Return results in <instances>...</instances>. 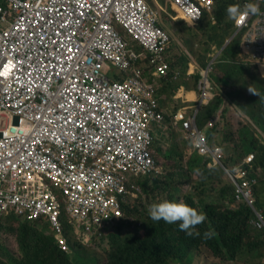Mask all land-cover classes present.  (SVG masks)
<instances>
[{"label":"built area","instance_id":"2783aa9c","mask_svg":"<svg viewBox=\"0 0 264 264\" xmlns=\"http://www.w3.org/2000/svg\"><path fill=\"white\" fill-rule=\"evenodd\" d=\"M172 1L190 18L200 13L191 0ZM262 1L244 0L243 5L253 11ZM37 2L42 9L37 20L17 16L0 28V78L6 79L0 86V119L18 118L0 138V182L8 186V192L0 188V212L9 207L22 212L50 199L48 191L16 198L18 177L35 169L50 177L51 189L69 201L82 222L99 223L101 216L120 214L118 196L137 190L131 173L150 169L149 126L162 118L151 87L143 85L139 95L134 93L141 84L137 72L124 81L104 72L108 64L125 71L138 57L115 26L150 54L153 75L167 72L162 53L168 35L144 0ZM260 15L262 21L245 33L244 43L264 60V13ZM182 126L187 130L192 125L184 120ZM190 134L199 153L213 155L200 133ZM241 191L237 188V198ZM254 225L264 230L261 217Z\"/></svg>","mask_w":264,"mask_h":264},{"label":"clouds","instance_id":"9594fccd","mask_svg":"<svg viewBox=\"0 0 264 264\" xmlns=\"http://www.w3.org/2000/svg\"><path fill=\"white\" fill-rule=\"evenodd\" d=\"M146 2V0H144ZM156 7L147 3L149 7H151L157 14V26L165 32V27L162 25L158 19L160 16V12L164 13L163 5H160V0H154ZM198 6L200 13L198 14L197 18H190L187 15H183L180 9L173 3L172 0H165L164 2L170 9L177 10L181 17L182 21L186 25L185 28H188V31H191L195 25L201 20L203 14H206L210 20H213V8L215 0H191ZM235 4L236 8L234 9V13L229 16L230 20V28L227 31L226 37L224 38L223 44L216 48V44H213L210 47V52L207 54L209 55L210 59L207 64L203 67H200L199 70L193 64H189L188 67L184 70V74L179 67H171L170 60H168L167 56L169 45L171 44V36L168 35V42L165 44L164 51L162 53L163 60L167 64V72L164 76L160 75H153V68L149 64V55L147 51L141 47H138L132 40H130L122 30L120 26H115L116 31L123 39L129 43V46L132 47V50L135 52L138 57L131 63V67L125 71H119L114 66L109 65V68L106 69V75L115 80L124 81L130 77H133L134 72L138 73L136 76L137 80L141 83L139 86V90H135V94L139 95V91L143 85L149 86L152 89V97L155 99L157 103V109L161 113V120L159 122H153L149 126L150 131V138L151 143L149 146V153L153 164L151 165L150 169L145 172H138V173H131L130 182L135 185L137 190L132 189L130 192L118 196L117 204L120 214L115 215L114 213H109L108 217H100L99 223H84L82 219L73 214L70 203L66 198L59 193L55 189H51V179L50 177L38 172L35 169L27 170L25 173L20 175L17 180V187L14 191L16 194V198L21 200L30 199L36 196L38 193H43V191H48L50 195V199H48L45 203H35L31 207H26L23 209L22 212H18L15 210L14 207H9V209L5 208L0 212V227L5 225L8 219L11 220L12 226L15 227L17 221L21 222H28L33 224L34 222L38 223L40 227L44 228V231L40 229L46 236H49L54 245L57 247L58 251L63 254H69L71 250V246L78 248L79 250H84L81 248L82 246V238H97V239H104L105 242L107 241V237L110 233H112L115 229L114 224L118 220L127 221V223L132 227L135 222L139 228H142L146 223L150 224L153 222L154 224H159L164 231L170 229L172 231L173 228H176L179 222H173L170 218H168V213L163 209L162 217L146 214L144 212L140 213H131L127 216L124 215L122 210V204L128 203H135V199L137 197L140 198L141 201L145 199V194L142 193V188L139 185V182L156 175H162L161 172H158V164L155 158L154 153V143L158 141L159 136L163 132V136L161 137L166 144L165 150L166 152L169 150L170 146L176 144L178 149L179 157L176 161H173V165L178 166V164H182L185 170H188L187 163L190 158L196 155L198 158L202 160L205 164L203 165L202 169L204 171H211L212 169H217L222 174V181L217 180L215 178H208L205 181L208 183V188L204 193H200V191L204 188L199 184L200 180V172L198 169L188 170L191 173H196L194 175L196 182L198 181V189L190 188L189 191H193L192 193L185 194L184 197H177L173 193L172 198L169 197H162L159 195L161 200H164L165 205L171 206L170 201H173L174 204L172 205V210H177L179 208H186L190 212H195L198 209H204L205 205H208L212 202H219L223 203L226 208L232 209V207H236L241 205L242 203L246 204L252 211L253 217L250 220V224L256 230H261L264 232L263 229H258L254 225V221L261 217L264 220V215L261 211L256 210L254 207L255 198L253 196V188L254 186L262 179L263 171L262 169L254 163L255 154L248 153L240 159H237L234 156H231L232 159L229 160L228 156L225 154V149H223L218 144L211 145L208 141L207 137V129L210 126H214L217 120L220 117V110L216 113V118L211 119L206 122V124L200 128L197 125V113L201 110L202 107L208 105L211 100L214 98V95L218 92L223 94L222 87L216 86V84L211 79V74L216 72L217 76H220L217 73V70L214 69V60L218 57L219 61H223L224 54L222 53L223 49L227 47V45L231 44L234 41H237L238 49L240 51V56H245L246 60H256L257 66H264V60L261 57L254 56V50L251 47L246 46L244 43V35L247 31L256 27L258 23H260L263 19V16H259L260 13H264V0L257 5L253 11L251 8H246L243 3L244 0H232ZM28 2L29 5H25L24 3ZM40 3L37 0H0V9L3 10L4 19L0 23V28L5 29L8 27L10 23L16 19L17 16L23 17L26 21L33 22L37 20L39 15L41 14L42 9L39 8ZM158 8V9H157ZM158 10V11H157ZM171 21L175 22L176 27L178 26L177 23L178 19L172 18L171 16L168 17ZM172 22V23H173ZM179 27V26H178ZM180 28V27H179ZM180 28V29H185ZM131 41V42H129ZM141 50V51H140ZM111 67L114 68V71H111ZM111 74H108V72ZM8 72H6L4 75ZM197 72L199 74V79L196 84V90H189L186 89L183 85H180L179 88L175 91L174 95L169 94V91H160L161 87V79L172 80V81H179L183 78L186 81L191 80V75ZM5 80L0 78V86L3 87L5 85ZM186 90L181 96H177L180 90ZM190 92V93H189ZM188 96L187 98L185 97ZM192 95V98L189 96ZM171 100V101H169ZM178 102V103H177ZM175 103L176 107H175ZM178 105V106H177ZM170 109V112H168ZM182 115V120L177 119L178 115ZM3 121L4 126L0 127V138L4 137V135L11 129L12 125L18 124V118L14 117L13 120L9 118H1L0 121ZM184 120H190L191 128L190 129H183L182 122ZM221 126V125H219ZM151 130L154 131L152 134ZM191 131H196L200 133L203 138L204 142L206 143L207 150L213 152L211 153H204L201 154L198 150L194 147L195 139L190 134ZM256 134L254 135L255 138L259 137L260 139L264 140V136H262L261 132L255 130ZM160 133V134H159ZM163 143V142H162ZM188 149L190 154L187 160H184L183 157V150ZM218 150L217 152H215ZM161 157V156H160ZM158 160V159H157ZM239 160V161H236ZM185 170L178 171V167L173 168L174 176H169L168 178L172 181V183L176 186V184L181 183V179H185L187 172ZM160 174V175H159ZM156 176V178L158 177ZM188 177V176H187ZM264 179V177H263ZM230 185L232 187V200L228 202V196L223 194V200L220 199L222 196L220 195L221 185ZM245 184V185H243ZM6 187V189H5ZM0 188L7 190V184L0 182ZM161 191H171L177 192L176 187L167 186L166 184H162L158 186ZM242 190L239 192V197H236V190ZM160 191V192H161ZM5 192V193H6ZM180 194V193H179ZM9 194H6L8 197ZM131 196L133 198H131ZM136 196V197H135ZM215 196V197H214ZM189 197L190 199L185 201V199ZM16 198L12 199L15 200ZM152 203H156L155 200L147 199ZM161 208H163L162 203L160 204ZM107 232L106 237H102V235ZM14 233V232H13ZM142 233V230L140 231ZM15 234V233H14ZM4 233H0V243H5L1 240V237L4 236ZM14 236V240H15ZM187 239H192L186 237L188 245L184 249V251L177 255L176 257L170 259L173 261V264H248L242 263L241 261L235 262L232 260L229 261H220L214 258L210 252V250L202 244L192 243ZM195 239V238H194ZM15 246L17 248V242L15 240ZM81 248V249H80ZM250 256L245 257L248 258ZM256 260H261L259 264H264L262 262V258H258V256H253ZM104 262V258L102 259Z\"/></svg>","mask_w":264,"mask_h":264},{"label":"trees","instance_id":"16d2710c","mask_svg":"<svg viewBox=\"0 0 264 264\" xmlns=\"http://www.w3.org/2000/svg\"><path fill=\"white\" fill-rule=\"evenodd\" d=\"M159 3L163 5L164 14L167 17L169 16L166 10L172 18L177 17L178 22L184 28L186 27L177 10L168 8L163 0H160ZM235 8L232 0H215L213 20L203 14L201 20L191 30V33H196L192 40L194 43L205 39L206 43L200 45L199 49L205 52L203 56L210 52L212 41H215L218 46L223 44L230 28L228 18L234 13ZM172 24L176 28L175 22ZM172 45L170 44L169 47ZM238 48L237 41L227 45L222 51L223 61L216 62L213 69H216L220 76H217L216 72L211 74V79L216 86L229 85L227 96L220 92L216 93L211 102L197 113L196 122L198 127L202 128L207 121L215 119L216 113L220 110V117L216 124L213 127L210 126L206 131L209 143L224 147L229 160L232 159L231 156L240 159L248 153L255 154L254 163L262 169L264 177V143H257L256 140L260 141V138H255L252 134L253 131L250 130V125H252L254 131L258 130L264 136V78H259L255 71L249 68L248 60L245 56H240ZM175 57L176 54L171 53L169 60ZM203 61L205 60L203 59ZM169 62L171 67H179L183 74L189 65L185 64L183 60V64H175L171 60ZM199 65L203 67L205 64ZM225 66L228 67L226 71L223 69ZM198 79L197 72L191 75L189 81L183 78L179 81L161 79L160 91L168 90L169 94L174 95L180 85L195 91ZM231 102L236 104L238 112L235 108L234 110L238 113L239 118L241 111L247 115V117L240 118L243 123L245 122V126L247 125V130L240 131L243 129V124L238 126L227 118L229 115L228 104ZM177 103H175V107ZM252 109L255 110V114L249 117ZM171 148L172 154L167 152L166 158L161 157L165 168L169 163L173 165V154L177 155L178 153L176 144H173ZM204 164L196 155L192 156L187 163L188 170L198 169L200 172L201 181L199 184L204 187L200 193H204L208 188L206 179L215 178L220 180V183L222 181V174L219 170L212 169L206 172L202 169ZM172 173L174 174L173 170ZM263 177L254 186L253 196L255 209L264 215ZM139 185L142 188V193L145 194V199L141 201L137 197L133 204H122L124 215L144 212L162 217L164 209L169 215L168 218L173 222H179L176 228H173L172 231L170 229L164 231L159 227V224L153 222L146 223L142 228H139L138 222H135L131 227L127 221L118 220L114 224V231L106 238V248L103 250L104 262H102L101 258L84 248V250H79L71 246L70 253L63 254L58 251L52 239L42 232L44 228L40 227L38 223L17 221L16 226L13 227L11 220L8 219L5 225L0 227V233L8 235L14 232L17 248L13 250L7 244L0 243V264H173L170 259L180 255L188 245V242L184 240L186 237L192 238L187 239L192 243L207 247L212 256L222 262L229 260L248 264L261 262L252 256L264 255V232L251 226L250 220L253 214L246 204L242 203L229 209L223 203L212 202L205 205L204 209H198L195 212H190L184 207L172 210L173 201H170L171 206H167L164 200L159 198L161 189L158 188L156 178L150 176L140 181ZM197 186L198 181L191 185L193 189H198ZM221 188L224 189L220 192L222 196L220 199L223 200L225 193V196H228V202H231L232 187L222 184ZM147 199L155 200L156 203L147 201ZM189 199L187 197L185 201L187 202ZM161 203L163 208L160 206ZM141 230L142 233H140ZM247 256L250 257L245 259Z\"/></svg>","mask_w":264,"mask_h":264},{"label":"rangeland","instance_id":"374dc122","mask_svg":"<svg viewBox=\"0 0 264 264\" xmlns=\"http://www.w3.org/2000/svg\"><path fill=\"white\" fill-rule=\"evenodd\" d=\"M163 1H165V0H163ZM146 2L151 4V5H153L154 7H156V4H155L154 0H146ZM166 13H167L168 16H170L168 14V10H166ZM158 21L162 25H164L165 32H167V34H169L171 36V44H173V45L171 47H169L168 54L169 55L171 53L172 54H176V57L174 59L173 58L170 59L172 62H174L175 64H183V62H182V60H183L185 62V64H193V65H195L198 70L200 68L198 66V64H207L208 63V61L210 59L209 55L203 56V54L205 52L199 50L200 49V45H204L206 43L205 39H202L198 43H194L192 40L194 39V35L196 33H191V31H188L189 30L188 28H185L184 30L180 29V28L184 27L181 23H177L180 28L178 26L176 28H174L173 24H172L173 21H171V19H169L163 12H160V16H159ZM209 26L210 27L212 26L210 22H209ZM211 43H212V45L216 44L215 41H212ZM218 47L219 46H216L217 49H218ZM167 58L169 60V56H167ZM203 59L205 61H203ZM218 61H219V59L217 57L214 60V64L216 62H218ZM248 63H249V65H248L249 68L253 69L255 71L256 75L259 78H264V66H262V65L261 66H257L258 63H257L256 60H250V61H248ZM227 68L228 67L225 66L223 69L226 71ZM111 71H114L113 67H111ZM104 72L107 73L106 70H104ZM108 74H111V72L109 71ZM228 87H229V85L222 86V92H223V94L225 96H227ZM235 105H234L233 102L228 104V107H229V111H228L229 113L228 114L229 115L228 114L227 115L229 117L227 116V118H229L230 121L233 122L234 124L236 123L238 126L240 124H243V129H241L240 131H245V130H247V125L245 126V124H244L245 122L243 123L240 118L242 116H246L247 117V115L245 114L244 111H241V116L239 118L238 117V113H237L238 111H237ZM234 108L236 109L237 112L234 110ZM168 112H170V109H169ZM254 114H255V110L252 109L250 111V116L249 117H252ZM248 125H249V123H248ZM3 126H4V124H3V121L1 120L0 121V127H3ZM250 130L253 131L252 134H254V135L256 134L252 125H250ZM151 132H152V134L154 133L153 130H151ZM162 136H163V132L159 136L158 141H155L153 149H154V153H155V156H156L155 158L158 159V160L156 159L158 167H159L158 172H161V169H163L162 170L163 174L162 175L159 174L160 176L156 175L158 177L156 178V176H154L153 178L157 179L158 186H161L162 184H166L167 186L176 187L177 190H178L177 192L176 191L175 192H171V191L168 190V191H166V193H165V191H161V193L159 195H161L162 197H168V195L170 193H173L175 196L181 198V197H184L185 194H189V193L193 192V191H189V190H190V188H193V187H191V185L193 183H196V179L194 177V175L196 173H191L188 170H185L184 166L182 164H178V166H177L178 167V171L185 170L187 172V175H186V178L185 179H181V183L176 184V186L172 183V181L168 177L169 176H174L173 173H172V170H173L174 166L171 163H169L167 165V168H165V165H164V163H163V161L161 159V157L166 158L167 152H170L172 150V148L170 146V149L166 152V150H165L166 144H165V141L161 138ZM256 142L257 143H264V140L260 139V141L256 140ZM223 149H224V147H223ZM189 154H190V151L188 149L183 150L184 160L188 159ZM178 157H179L178 154L177 155L173 154V160L172 161H176V159ZM169 197L172 198L173 196L170 194ZM131 198H133V197L131 196ZM106 234H107V232H105L102 235V237H106ZM14 236H15V234L11 233V234L4 235V236L1 237V240L13 250L16 249ZM81 248L89 250L93 254H95L98 258L103 259L104 255H105L103 253V250L106 248V242H105L104 239L83 237L82 238V246H81ZM257 256H258V258H262V262L264 263V255L259 256L257 254L256 257Z\"/></svg>","mask_w":264,"mask_h":264},{"label":"crops","instance_id":"0c3cea01","mask_svg":"<svg viewBox=\"0 0 264 264\" xmlns=\"http://www.w3.org/2000/svg\"><path fill=\"white\" fill-rule=\"evenodd\" d=\"M183 90H184V89H183ZM183 90L181 89V90L178 92L177 96H181V95H183V94H184V91H185V92H188V91H186V90H184V91H183ZM189 93H190V92H189ZM185 97L187 98L188 96L185 95Z\"/></svg>","mask_w":264,"mask_h":264},{"label":"bare ground","instance_id":"6f19581e","mask_svg":"<svg viewBox=\"0 0 264 264\" xmlns=\"http://www.w3.org/2000/svg\"><path fill=\"white\" fill-rule=\"evenodd\" d=\"M189 97L192 98V95H190Z\"/></svg>","mask_w":264,"mask_h":264}]
</instances>
